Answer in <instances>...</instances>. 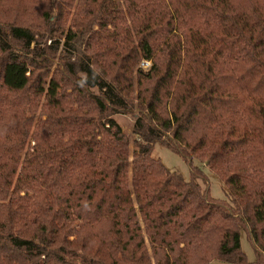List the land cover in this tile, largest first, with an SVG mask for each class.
<instances>
[{
	"label": "trees",
	"instance_id": "obj_1",
	"mask_svg": "<svg viewBox=\"0 0 264 264\" xmlns=\"http://www.w3.org/2000/svg\"><path fill=\"white\" fill-rule=\"evenodd\" d=\"M242 231L264 264V0H0V264H249Z\"/></svg>",
	"mask_w": 264,
	"mask_h": 264
},
{
	"label": "rangeland",
	"instance_id": "obj_2",
	"mask_svg": "<svg viewBox=\"0 0 264 264\" xmlns=\"http://www.w3.org/2000/svg\"><path fill=\"white\" fill-rule=\"evenodd\" d=\"M139 65L143 70H147L150 67V62L141 61ZM115 117L120 122L122 128L125 129V131L130 135L131 142H130L129 157H131L132 152L135 149L134 145L132 144V139L134 137L132 135V128H131L133 122L132 117L128 115H116ZM151 154L154 158L159 159L169 170L179 173L185 180L190 179V169L188 164L184 161V159L180 155L170 151L163 144L159 142L155 143ZM195 164L199 165L200 162L198 163V161H195ZM203 170L206 174V181L201 184L203 188L209 189L210 196L212 198L225 199L226 196H225L224 185L221 182L220 178L217 176V174L207 169L206 167H204ZM240 243H241V249L246 255L249 264H256L254 262L255 253L245 231L241 232ZM208 264H230V263H226L220 260H212Z\"/></svg>",
	"mask_w": 264,
	"mask_h": 264
}]
</instances>
